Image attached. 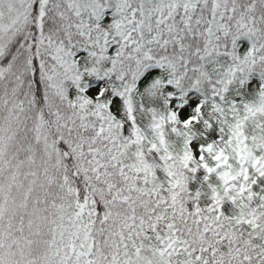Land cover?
I'll return each instance as SVG.
<instances>
[{
  "label": "snow or ice",
  "instance_id": "1",
  "mask_svg": "<svg viewBox=\"0 0 264 264\" xmlns=\"http://www.w3.org/2000/svg\"><path fill=\"white\" fill-rule=\"evenodd\" d=\"M0 264H264V0H0Z\"/></svg>",
  "mask_w": 264,
  "mask_h": 264
}]
</instances>
